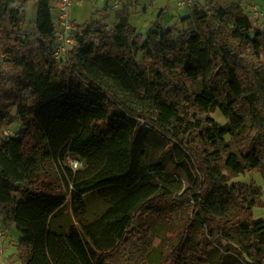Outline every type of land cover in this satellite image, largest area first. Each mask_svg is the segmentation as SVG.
Returning a JSON list of instances; mask_svg holds the SVG:
<instances>
[{
  "label": "trees",
  "instance_id": "obj_1",
  "mask_svg": "<svg viewBox=\"0 0 264 264\" xmlns=\"http://www.w3.org/2000/svg\"><path fill=\"white\" fill-rule=\"evenodd\" d=\"M34 1L39 46L49 52L42 58L45 63L22 55L11 59L18 70L0 66L4 76L0 77V216L21 233L22 261L142 264L140 248L149 242L150 219L161 217L169 204L179 200L192 213L189 222L195 219L207 227L203 234L213 244L222 246L226 241L225 250L237 256L239 264H264V220L239 223L244 235L256 236L254 250L240 242L232 244L229 232L232 219H240L230 215L232 202L246 217L264 202L239 199L236 186L229 185V177L213 162L218 150L207 152V160L200 162L179 139L184 131L211 138L219 147L230 135L245 140L247 151L241 158L229 152L224 165L236 174L261 166L264 108L256 80L258 75L264 79V32L256 36L242 3L195 1L192 15L182 21L193 17L199 29L165 28L159 22L163 10L146 33L137 31L124 9L114 28L100 20L77 25L76 45L69 60L60 62L68 70L60 72L59 61L52 57V0ZM16 3L0 0V24L7 18L12 27L6 32L8 39L29 48L27 34L14 31L20 29L25 13ZM178 75L200 84L197 90H186L192 104L207 112L218 106L229 121L221 126L207 117L203 125L169 101ZM119 93L153 100L157 118L130 107ZM253 105L260 106L263 124L256 134L250 133L245 120L246 113L252 116ZM10 106L17 108L16 115ZM143 120L152 131L176 141L180 160H193L197 177L184 165L194 188L177 197L157 175L162 166L144 162ZM15 121L20 122L19 129L1 139L4 126ZM71 155L83 162L82 168L64 166ZM50 165L61 171L59 180L48 172ZM65 187L70 200L60 192ZM93 194L104 196L107 207L89 219L87 198ZM207 245L192 243L184 230L163 264H214Z\"/></svg>",
  "mask_w": 264,
  "mask_h": 264
},
{
  "label": "rangeland",
  "instance_id": "obj_2",
  "mask_svg": "<svg viewBox=\"0 0 264 264\" xmlns=\"http://www.w3.org/2000/svg\"><path fill=\"white\" fill-rule=\"evenodd\" d=\"M114 1L115 0H111V3ZM142 1L147 2V0ZM162 1L163 0H159V2ZM221 2L224 5H230L233 2H240L247 13H249L251 8L255 5H257L258 8H262L264 4V0H244V2L240 0H221ZM191 3L192 1L190 0L186 1L184 6H182L183 13L177 17V20L172 22L170 21V24L165 26V28L176 25L180 29H199V25L193 17L188 21H182V19L187 16L188 12L192 15V6L195 1L192 5H190ZM96 4L101 8L102 5L98 2V0H75L72 8L73 12L71 14V19L74 20L76 27L77 25L90 23L92 20H98L95 15H93V7ZM16 5L22 7L25 13L20 29L15 28L14 31L19 30L22 33H26L30 40V46L27 48L13 39H8L10 38V35L8 36L6 32L12 27L9 25V20L4 18L3 24H0V66H5L7 70L11 72L18 70L15 62L11 61V59H18L20 56L26 55L31 58L35 57L37 60H40V64L43 65L45 60L42 58L49 53L47 51L48 48L46 49L41 47V45L39 46L38 35L36 32L37 2L34 0H17ZM124 10L127 13L126 8H124ZM52 11L55 13L56 9L52 8ZM120 12L121 11L117 12L118 18H120ZM149 19L153 18L151 17ZM134 20H136V18H134ZM105 23L109 26V28H114L116 24H118L116 22L112 23L110 19L105 21ZM136 29L138 32H141L137 27ZM256 32V36H258L264 32V29H256ZM143 33H146V31ZM5 59H7V61H5ZM57 65L60 72L68 70L67 65L64 63L59 62ZM142 66L145 67L143 62ZM178 76H175L174 89H171L168 93L169 101H174L182 106L183 111L186 112L191 120L199 121L203 125H205L207 117L216 120L221 126H224L229 121V117L225 116L218 106L207 112L192 104V102L188 100L186 90L190 88L197 90L200 84L199 82H192L182 75ZM0 77L4 76L0 75ZM256 81L258 85V93L264 108V79L262 76L258 75ZM220 88L221 83L216 84L218 93ZM119 98L126 101L130 107L139 111H144L151 119L155 120L157 118L158 111L153 100L144 99L136 95H126L121 93H119ZM254 108L252 116L248 113L245 114L246 125L248 130L251 131V134H256L257 130L263 125H261L262 120L260 106H255ZM9 109H11L12 113L16 115L17 108L15 106H10ZM143 123L144 127L147 129L145 138L147 154L144 158V162L146 164L159 163L162 166L161 170L157 172V175L162 180L163 184L173 190L177 197L183 194L188 188H194L195 182L190 179V174L188 170H186V166L188 164V167L190 168V171H192V174H194V177H197V169L193 165V160L189 157L184 160H180L175 147L176 141L172 138H168L158 130L152 131V125L148 124L145 120H143ZM19 126V121H15L12 125H5L2 130L1 139H5L13 135L19 129ZM179 130L177 129L176 132ZM179 139L194 155L197 156L200 162L207 160V152L214 154V152L218 150L219 154L216 156L217 160L212 161L220 167L224 174L229 177V185L234 184L236 186V192L238 193L239 199L249 202L254 198L258 203L264 202L263 144L260 147L261 166L254 170L247 168L244 173L236 174L230 171L224 163L229 152H235L240 158L246 153L247 148L245 140L232 139V136L226 135L225 141L220 143L219 147H216L211 138L208 139L201 137L200 135L193 136L189 134V132L184 131L179 134ZM185 163L186 166L184 165ZM64 166H69L73 170H78L83 167V162L71 155L67 161L64 162ZM48 172H52L53 178L59 180L60 177L58 175H60L61 172L59 169L50 165L48 167ZM60 192L67 195L68 200H70V195L68 194L66 187L63 188V190H60ZM87 205L89 212L88 217L89 219H94L98 217L107 207V201L104 196L93 194L87 198ZM168 206L169 210L164 211L161 217L150 219L152 222V230L149 235V242L146 246L140 248L144 254L142 264H163L168 252L173 250L179 243L182 231L184 230L187 231L189 241L192 243L202 241L205 244H208L207 248L210 250L211 258L214 264H239L237 256H232L230 252L225 250V246H227L226 241H224L222 246L213 244L212 239L207 236L205 237L203 234L208 233L207 227L203 228L199 221L195 219L192 220V222H189L192 217V213L189 211L186 204L177 200ZM230 215L231 217L237 216L240 218L239 220H233L229 217L232 219V223L229 225V232L232 236V244L240 242L254 250L256 245V236L253 233L244 235L239 227V223L248 221L252 218L256 221L264 220V205H257L253 207L252 216L248 215V217H246L240 210V207L235 204V202H232ZM19 236L21 237V233L15 225L5 223L3 218L0 216V264H25L19 253ZM248 258L250 259V257Z\"/></svg>",
  "mask_w": 264,
  "mask_h": 264
},
{
  "label": "crops",
  "instance_id": "obj_3",
  "mask_svg": "<svg viewBox=\"0 0 264 264\" xmlns=\"http://www.w3.org/2000/svg\"><path fill=\"white\" fill-rule=\"evenodd\" d=\"M189 1V0H185ZM192 5L196 0H190ZM203 1V0H198ZM244 2V0H240ZM102 5L101 8L98 5H94L93 11L95 17L98 20H103V22L110 19L112 23H119V18L117 16V12L126 8L128 13L129 22L138 28L139 31L145 32L146 29L152 26V23L158 20V14L161 10H163V15L160 18L161 24L165 27L168 26L170 21L177 20V17L182 14V6L179 4V0H163L159 2V0H147V2H143L142 0H115L111 3V0H98ZM53 1H51V4ZM73 12V11H72ZM190 13H187L189 16ZM153 19H149L151 17ZM136 18V20H134ZM20 238V236H19ZM15 264V263H14Z\"/></svg>",
  "mask_w": 264,
  "mask_h": 264
},
{
  "label": "built area",
  "instance_id": "obj_4",
  "mask_svg": "<svg viewBox=\"0 0 264 264\" xmlns=\"http://www.w3.org/2000/svg\"><path fill=\"white\" fill-rule=\"evenodd\" d=\"M74 3L75 0H54L51 4L52 8L56 9L55 13L52 11L54 24L52 57L59 62L68 61L71 49L76 45L77 27L74 20L71 19ZM179 4L184 6L185 1L179 0ZM249 13L248 15L253 21V30L264 29V4L262 8L255 5Z\"/></svg>",
  "mask_w": 264,
  "mask_h": 264
}]
</instances>
